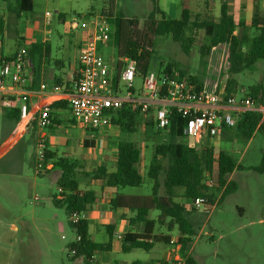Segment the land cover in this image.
<instances>
[{
  "label": "rangeland",
  "instance_id": "374dc122",
  "mask_svg": "<svg viewBox=\"0 0 264 264\" xmlns=\"http://www.w3.org/2000/svg\"><path fill=\"white\" fill-rule=\"evenodd\" d=\"M58 1L63 12L61 14L55 11ZM227 1L236 21L244 16L250 25L254 0ZM178 2L179 0H158L160 8L166 13L173 11ZM207 2H210L209 8L206 7ZM222 2L223 0H194L189 3V10L193 17L199 15L202 19L209 16L217 19ZM16 5V0H0V56L8 55L15 45H21L22 41L18 35H22L28 27H34L35 19H42L46 12H49L53 28L66 32L68 40L74 41L77 38L80 41L89 32L82 27V23L87 22L90 29L95 21L102 18L104 7L109 6L108 0H33V12L23 13L19 18L13 11ZM263 5L264 0H260V9ZM151 9V0H115V13H120L124 18L135 17L138 20L135 26L142 28L147 35L154 50L152 70L159 73L162 72L161 64L177 62L189 75L196 77L198 83L204 85L205 91L219 94L221 88H224L220 95L225 97L227 81L234 77L229 71L226 48L212 49L209 54H202L201 46L207 43V39L204 32L199 31L193 48L189 53H184L172 38L156 37L147 31L145 24ZM169 14L173 18L172 13ZM59 17H67V20L76 21L79 25L73 29L69 22L64 23ZM109 26L112 34L114 26ZM108 44L114 51L113 56L107 59L108 64L114 66L119 57L112 40ZM120 60L123 63V60ZM236 79L238 83L230 88V95L240 100L251 89L260 86V97L264 101V59L258 61L254 68L245 70ZM142 83V78H135L134 86L137 91L142 87ZM120 90V96H124L127 87L123 80H120ZM254 107L264 110L263 104H255ZM5 115V112L0 110V148L13 126L12 121ZM70 115L65 118L64 125L56 129L60 138L59 156L64 157L63 152H72V155L67 156L78 163L82 185H92L95 182L85 178L83 173L101 165L98 162L101 155H107L103 163L107 164L109 169H115L112 155L118 142L132 141L142 151L139 167L145 176V182L140 187L126 189L142 195L152 193L155 181L148 175L150 162L155 145L170 141L168 131L163 130L155 134L157 130L146 126L147 119L142 116L136 132L122 133L118 126L119 135L114 140L107 139L103 151L85 149L81 144L84 138L98 139L105 131L111 133L115 127L109 125L92 132L73 122ZM239 116L233 113L236 123ZM235 126L212 141V145L216 153L224 150L231 154L236 162L237 168L230 177L236 188L220 201L223 189L216 191L214 203L203 205L192 216L197 225V234L188 256L193 264H264V171L254 170L261 165L264 156V117L263 124L249 140L239 138ZM45 146L44 143L40 145L32 141L31 136L27 134L25 140L0 159V264H76L69 247L70 243L75 241L76 233L66 210L52 204V197L59 193L56 181L59 173L47 166L45 173L40 175L36 169L42 164L41 154ZM49 149L56 150L52 146H49ZM22 175H28L29 181L22 179ZM216 176L215 168L213 180L218 183ZM93 186H97V183ZM159 189L160 193L164 194L163 185ZM183 193L182 189L176 190V201L191 208V200L183 196ZM36 197L37 201L34 200ZM156 214L154 212L151 216ZM173 234L178 235L176 232ZM120 246L121 241L115 239V250L109 254L108 260L119 264H132L138 260L142 264H151L157 259L164 260L168 248L164 243H157L154 250L135 249L130 254H125L116 250ZM182 264L191 263L183 259Z\"/></svg>",
  "mask_w": 264,
  "mask_h": 264
},
{
  "label": "trees",
  "instance_id": "16d2710c",
  "mask_svg": "<svg viewBox=\"0 0 264 264\" xmlns=\"http://www.w3.org/2000/svg\"><path fill=\"white\" fill-rule=\"evenodd\" d=\"M152 1V9L146 19L145 27L154 36H166L177 42L184 53H189L195 45L196 34L203 31L207 43L201 46V53L207 55L212 49L226 48L228 52L229 71L234 75L227 81L225 98L230 96V88L238 83L236 77L245 70L254 68L258 61L264 59V5L260 9V0H254L253 16L250 25L246 24L243 17L237 22L235 15L231 12L227 0H223L220 6V16L201 18L199 15L192 16L189 9H185L182 18L172 19L167 17L160 8L158 0ZM208 1V0H207ZM16 7L13 10L20 18L23 13L33 12L32 0H16ZM109 6L102 10V19L111 26L114 32L110 33V41L115 45L117 56L120 59L128 57L137 63L136 74L140 78L153 71L151 62L154 57V50L149 43L147 35L142 28L135 24L138 20L124 18L120 13H115V0H108ZM210 7V2L206 3ZM32 16V15H31ZM160 16V17H159ZM40 44L32 43L27 48V56L35 54V47ZM21 46L19 45L18 48ZM43 47V46H42ZM12 57H5L1 60L11 61ZM162 72L160 76L169 78H188L196 84V89L203 92L204 85L198 83L196 77L189 75L186 69L177 62H168L160 65ZM120 78L116 76L113 80V89H118ZM261 87L251 89L245 97H251L255 104H263L260 97ZM69 104V106H68ZM69 102H61L52 106L53 110L67 109ZM4 112L6 109L0 108ZM151 112V110L149 111ZM13 119L20 120V110L14 111ZM140 112L133 110L129 103L114 113L111 124L119 126L121 132H136L140 123ZM186 119L176 108H171L170 126L168 133L170 141L166 144L155 145L154 154L150 162L148 175L155 181L151 198L133 197L129 198V206L136 212L131 220L132 226H140V230H130L122 236V251L128 253L134 249L150 251L157 243L170 244L171 234L176 232L179 236L180 252L186 262L193 264L188 256L194 237L197 234V225L192 216L197 210L191 206L187 208L176 199V190L183 189V196L192 200L204 196L208 205L214 203L216 191L223 189L219 198L222 200L228 193L236 188V184L230 179L237 168L231 154L221 150L215 153L214 148L206 143L201 150H196L187 143L185 134ZM52 117V124L55 125ZM73 122H76L73 119ZM263 124V114L256 111H245L240 114L236 130L238 137L243 140L252 138L256 129ZM146 126L154 127L155 121L150 115L145 123ZM229 128L223 124L224 133ZM155 134H159L156 132ZM86 148L94 147V141H84ZM46 146L43 149L42 166H37L38 174L45 173L50 161H53L51 170L58 172L56 177L57 185L62 190L52 197V204L57 208L66 210L69 220L71 213L76 211L82 215L79 223L72 228L80 236L81 240L70 243V250L75 249L76 253L71 257L75 261L82 260L84 264H92L93 256L97 253L110 250L111 243L99 244L90 239L88 221L83 214L96 200V192L90 189L89 184L82 185L78 171V163L69 157H57ZM56 158V159H55ZM55 159V160H54ZM142 151L140 147L131 141H120L117 144V155L115 159L116 168L109 171L106 164H101L90 172L83 173L89 180H100L105 187H140L145 182V176L140 170ZM216 168V179L219 187L206 189L204 181L206 174H214ZM258 172L264 171V156L259 167L254 168ZM163 185L165 192L160 194V186ZM114 204V203H113ZM116 205V204H114ZM156 211L157 216L152 217L151 213ZM157 228L162 230L157 232ZM110 237L112 232H109ZM134 264H141L139 261Z\"/></svg>",
  "mask_w": 264,
  "mask_h": 264
},
{
  "label": "built area",
  "instance_id": "2783aa9c",
  "mask_svg": "<svg viewBox=\"0 0 264 264\" xmlns=\"http://www.w3.org/2000/svg\"><path fill=\"white\" fill-rule=\"evenodd\" d=\"M49 16V12L46 13ZM82 27L88 29L87 40L79 48L78 69L72 79L74 92L69 99L70 113L73 119L90 131L111 125L114 113L123 104L129 103L133 110L140 112V115L147 119L153 116L156 132L168 130L170 126L171 108H176L187 120L185 124V134L187 143L196 150H201L204 146V137L217 138L223 133V124L227 127L236 125L233 113L239 116L245 111H256L263 114L264 110L256 109L254 100L251 97H243L240 100L234 95L228 99L221 97L217 93L206 91L199 92L187 76L182 78H169L160 76L154 71L148 72L143 78V97H135L132 93L135 78L137 77V63L128 57L123 58V70L121 80L126 83L127 91L122 97L111 93V76L107 61L99 52L101 45L110 42V26L102 18L95 21L89 29L87 22L82 23ZM27 49L21 48L11 61L0 60V91L5 90L9 83L18 87L21 94L16 97H0V107L3 109L19 108L23 119H28V89L31 84L27 70ZM43 90H48L46 85H42ZM51 92H61L60 85H54ZM164 102L162 106L152 110L153 102ZM169 104V105H167ZM52 104H47L35 118L40 128H48L52 124ZM151 110V112H149ZM146 121V120H145ZM42 145V144H41ZM43 155V151L41 157ZM42 164L39 165L41 167ZM206 189H216L219 187L214 182L213 175L206 174L204 181ZM61 192V188L57 187ZM38 200V198H34ZM208 200L204 196L191 200V206L198 210L206 205ZM82 215L76 211L71 213L70 220L77 224ZM121 238V236H119ZM80 236L76 234L73 242H79ZM179 236L170 239L172 255L174 256L170 264H182V256L177 255ZM72 254L76 250H71Z\"/></svg>",
  "mask_w": 264,
  "mask_h": 264
},
{
  "label": "crops",
  "instance_id": "0c3cea01",
  "mask_svg": "<svg viewBox=\"0 0 264 264\" xmlns=\"http://www.w3.org/2000/svg\"><path fill=\"white\" fill-rule=\"evenodd\" d=\"M192 1L194 0H179L177 5L174 7L173 11L169 10V12L166 13L163 9L162 10L165 12L167 17L171 18L169 13H172L171 14L173 17L172 19L179 20L182 18L183 11L185 9H190L189 3L190 2L192 3ZM59 4L60 3L58 1L57 9L55 11L58 14H61L63 12H61ZM66 18L67 17H59V20H61L64 23L69 22L71 28L73 29L78 27L79 25L78 22L69 21ZM52 24H53L52 20L49 18V16L44 15L42 19L41 18L35 19L34 27L32 28L28 27L27 30H25V32L22 35H18L20 41H22L20 48L27 49L32 43L40 44V46L35 47V54L33 55L29 54V56H27L26 70L29 77L32 80L30 86L27 87L28 89L27 104L29 108V117L28 119H23L20 116V120L17 122L15 119H13V116L15 115L14 111L19 108L17 107L13 109H6L5 116L8 120L12 121L13 126L4 145L0 148V159L6 156L12 148L16 147L23 140H25L27 134H29L31 136V140L36 142L37 144L39 143L41 145L42 143H44L48 149L49 146L56 148V150H51V149L49 150L53 151L57 155V157H60L59 156L60 138L59 135L56 133V129L64 123V120L67 117V115L71 114L69 107L67 109H58V110L52 109V117L54 118V121H56L55 125H53L52 127L40 128L37 124L36 119L34 120L33 118L34 117L36 118L41 112V110L44 108V106L47 104L55 105L61 102H69V99L74 92V88L72 86V79L78 69V63H79L78 57L80 52L79 48L87 40L88 33L84 35L80 41L77 38H75L74 41L68 40L66 38L67 33L57 30L56 28H53ZM246 24L249 25L247 21ZM108 45L109 44L107 43L106 45H101L99 47V52L103 55L107 63H108L107 60L108 57L111 58L114 52L112 49L109 48ZM19 50L20 49L18 48V46L16 47L15 45L13 50L8 55L3 56L2 54L0 56V60L5 57H12ZM110 65H109V69L112 80L111 93L120 96L121 95L120 80H121V73L124 64L121 62L119 58L116 60V64L114 66H110ZM116 76L117 78L118 77L120 78L118 84L119 86L117 90L113 89V80L116 78ZM137 78L139 77L137 76ZM42 85H46L48 87V90L47 89L43 90L41 88ZM54 85H60L63 88V91L51 92L50 89ZM223 89L224 88H221L219 94L223 92L222 91ZM132 93L135 97H139V98L143 97V83H142V87L138 91L133 85ZM209 93H214V92H209ZM20 94H21V90L18 87L14 86L12 83H9L8 87L5 90L0 91V97H5V98L16 97ZM163 104L165 103L160 101H154L152 110L154 111L157 107L162 106ZM70 117L73 118L72 115H70ZM141 118L142 115H139L140 120ZM110 126L115 127L111 133L105 131L103 136L99 137L98 139L84 138V140L81 142L82 146L85 149H94V150L103 151L106 146L107 139L108 141L114 140L119 135V131L117 129L118 126L112 124ZM86 140L94 141L95 146L86 148L84 146V141ZM215 140H217V138H209L206 136L204 137V144L206 143L210 144L214 148L216 153V149L212 145V141ZM63 155H65L64 157H68L69 155H72V152L71 153L63 152ZM116 155H117V147L114 150V155H112V161L114 163H115ZM106 157L107 155L105 154L101 155L99 157L98 162L104 164L103 159H105ZM48 166L49 168L50 167L52 168V163H50ZM106 166L108 167L107 164ZM114 170L115 169L112 170L109 169V171H114ZM22 179L29 181V176L22 175ZM34 180L35 177H33L32 180L33 183ZM94 181L97 183V186H93L95 184L94 182L92 185H89V187L90 189L96 192V200L89 207V209L83 214V217L88 221V230H89L90 239L93 242L99 244L110 242L111 248L110 250L95 254L93 256L92 264H119L117 262H111V260H108L109 254L113 253L115 250L114 240L119 239L121 241V246L117 247L116 250L122 251V239H121L122 236L125 233L129 232L130 230L133 229L140 230V226L131 225V220L135 218L136 212L132 210V208H130L129 198H133V197L151 198L152 193L149 195L137 194L128 191L126 188L129 187L120 190L116 187H105L100 180H94ZM152 192H153V187H152ZM160 194L163 195L162 193ZM113 203L116 205H114ZM156 216L157 214L152 217H156ZM157 230L158 233L162 232L160 228H157ZM110 231L112 232L111 237L109 235ZM119 236H121V238ZM173 237H178V235L171 234V238ZM167 246L168 248L165 253V259L160 261L158 259L154 260L156 262L151 264H170L174 256L172 255L171 245L167 244ZM180 247L181 246L179 245L176 250L178 253L177 255L179 256H181ZM154 248L155 246L151 250H154ZM132 251L125 254H130ZM135 262H133L132 264H134ZM139 262L141 263V261ZM76 264H84V263L82 260H78Z\"/></svg>",
  "mask_w": 264,
  "mask_h": 264
}]
</instances>
